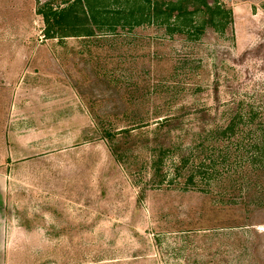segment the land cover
Wrapping results in <instances>:
<instances>
[{"label":"rangeland","instance_id":"rangeland-1","mask_svg":"<svg viewBox=\"0 0 264 264\" xmlns=\"http://www.w3.org/2000/svg\"><path fill=\"white\" fill-rule=\"evenodd\" d=\"M139 121L146 145L119 162L101 135ZM154 135L203 152L187 188L147 186L137 206ZM260 161L264 0H0L6 264H264Z\"/></svg>","mask_w":264,"mask_h":264},{"label":"trees","instance_id":"trees-1","mask_svg":"<svg viewBox=\"0 0 264 264\" xmlns=\"http://www.w3.org/2000/svg\"><path fill=\"white\" fill-rule=\"evenodd\" d=\"M62 15L64 16V11L62 12ZM65 15H68V11L65 12ZM44 18L47 20V16L44 15ZM57 22H61L60 19H57ZM50 31V29H49ZM49 31L46 32V35L48 37H52L53 35L49 33ZM53 33V32H51ZM216 90V88H215ZM217 92V91H216ZM187 112L188 116H191L195 122L199 120L206 122L208 118L211 116L206 108H201V109H194L191 110L190 108L184 109L183 112ZM199 113L201 114L199 116ZM185 113H178V114H173L171 117H166L162 119L160 122L157 123L158 125V131L157 133L163 131L164 129L170 131L173 130L177 127H181L183 125V121L185 120ZM239 117V114L236 116ZM207 119V120H206ZM233 119H231L232 121ZM148 121H139L138 123H135L136 126L134 127H128V125L124 126L121 129L117 130H112L110 132H103L101 135L103 136L108 144H109V149L111 154L113 155L114 158H116L119 162L123 161L125 162V159L130 162V158L136 157L133 155V148L136 143L138 145H146L145 140H139V136L136 134H133V130L135 128H143L145 126V123ZM233 129V123H229L228 126L225 128L224 131L232 132ZM202 130L204 132L205 130V125L202 124L200 128V132L202 133ZM167 131V132H168ZM162 136H166V134H163ZM154 139L150 140V143H153L154 145L150 149V157L148 161L146 160V164H148L149 168L152 170V174L150 173V178L148 179L146 186L142 187L140 191L138 192V196L136 199V204L137 206H140V203L144 197V193L146 192L147 186L150 187H160L162 185H165L167 189H170V184H174L177 182H182L184 185H186V188L188 185H190L191 179L194 177V164L193 162L195 159L199 158L200 156L199 153L203 152L202 145L195 147L193 144L191 147L185 146V145H180L178 147H172L175 142L172 139H169L164 142L163 140H158V136L156 137L155 135L153 136ZM205 147V146H204ZM205 150L206 147H205ZM138 157V156H137ZM173 158L175 161L173 164L172 168V174H173V181H166L167 178V173L164 170V167L166 166L165 160L166 158ZM258 158V156H257ZM259 159V158H258ZM218 161L215 159H210V163L213 164L215 167L218 166ZM254 164V173L257 172L256 176L260 174V172L264 170V162L260 161ZM200 166V165H199ZM249 190L247 193V197H249V194H251V191L257 190L258 192L263 190L262 185L258 181H250L249 182ZM248 226V225H246ZM245 225H237L233 226L236 228H243L246 227Z\"/></svg>","mask_w":264,"mask_h":264},{"label":"crops","instance_id":"crops-1","mask_svg":"<svg viewBox=\"0 0 264 264\" xmlns=\"http://www.w3.org/2000/svg\"><path fill=\"white\" fill-rule=\"evenodd\" d=\"M4 179L0 176V264H6L7 255H10V247L13 245L15 228L7 223V200L4 195ZM8 251V253H7Z\"/></svg>","mask_w":264,"mask_h":264}]
</instances>
